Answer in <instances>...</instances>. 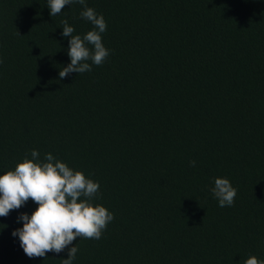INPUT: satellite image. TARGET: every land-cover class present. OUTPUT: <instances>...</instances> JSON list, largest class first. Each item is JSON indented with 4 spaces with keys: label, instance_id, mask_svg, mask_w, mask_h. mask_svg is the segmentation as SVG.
<instances>
[{
    "label": "trees",
    "instance_id": "trees-1",
    "mask_svg": "<svg viewBox=\"0 0 264 264\" xmlns=\"http://www.w3.org/2000/svg\"><path fill=\"white\" fill-rule=\"evenodd\" d=\"M47 3L0 0V175L36 150L99 182L92 203L114 219L69 245L73 264L264 260V0H86L110 55L63 79V21L94 26L79 3L54 17ZM218 177L233 206L213 196ZM37 207L0 217V264L68 258H29L12 236Z\"/></svg>",
    "mask_w": 264,
    "mask_h": 264
},
{
    "label": "clouds",
    "instance_id": "clouds-1",
    "mask_svg": "<svg viewBox=\"0 0 264 264\" xmlns=\"http://www.w3.org/2000/svg\"><path fill=\"white\" fill-rule=\"evenodd\" d=\"M73 3L84 6L81 17L94 28L81 37L73 35L74 27L63 21L61 35L71 37L67 53L71 62L60 70L61 79L73 72H90L92 67L88 61L99 66L110 55L102 42V34L107 30L105 18L88 7L86 0H48L47 7L54 17ZM0 63H3L2 58ZM191 164L195 166V161ZM99 189V182L86 178L82 171L73 170L51 153L42 161L39 152L32 150L31 159L25 157L14 170L0 175V217H7L31 199L38 207L30 216L22 213L17 218L18 223L23 222V227L15 229L12 236L19 238L29 258L45 257L49 252L59 254L67 248L68 258L63 259L62 264H73L79 249L69 248V245L77 237L99 240L114 219V214L103 205H93ZM211 191L223 208L234 205L238 189L229 179L218 177ZM245 264H264V260L251 256Z\"/></svg>",
    "mask_w": 264,
    "mask_h": 264
}]
</instances>
